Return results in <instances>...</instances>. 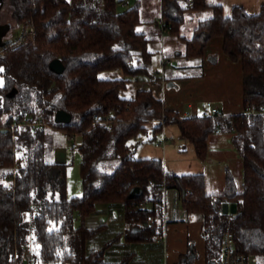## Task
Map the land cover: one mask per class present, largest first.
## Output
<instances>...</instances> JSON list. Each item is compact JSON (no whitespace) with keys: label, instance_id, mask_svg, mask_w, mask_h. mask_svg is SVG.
Segmentation results:
<instances>
[{"label":"trees","instance_id":"16d2710c","mask_svg":"<svg viewBox=\"0 0 264 264\" xmlns=\"http://www.w3.org/2000/svg\"><path fill=\"white\" fill-rule=\"evenodd\" d=\"M123 1L0 0V21L6 6L16 26L30 22L35 27L33 36L0 52V119L29 116L46 123L42 129L17 126L0 131V264H127L129 255L108 262L103 248L89 250L87 243L98 228L76 227L77 215L84 218L102 204L123 202L128 237L158 238L164 231V193L170 187L180 190L183 209L202 219L208 264L221 262L228 230L240 252L262 260L264 4L256 13L235 6L226 15L221 5L206 0H184L187 6L181 0H162L163 27L184 43L180 56L201 58L208 42L221 36L225 54L242 65L244 111L183 116L149 88L122 96L133 78L153 76L155 54L150 48L153 39L137 29L144 22L140 1L119 10ZM186 9L211 11L189 37L179 35ZM55 58L63 62L62 72L51 69ZM114 69L124 77L100 76ZM251 107L255 112L248 111ZM59 109L69 112L71 120L57 122ZM156 120L160 123L153 132L177 124L201 160L214 132H232L243 163L241 187L227 169L223 191L208 193L204 174H176L166 170L161 159L139 158L137 147L150 131L148 124ZM48 128L80 137L83 195L69 197L67 163L47 159ZM134 186L143 193L129 198ZM226 202L234 203L236 211L224 213ZM31 241L35 250L30 249ZM194 259L195 253H187L176 264H193Z\"/></svg>","mask_w":264,"mask_h":264},{"label":"crops","instance_id":"0c3cea01","mask_svg":"<svg viewBox=\"0 0 264 264\" xmlns=\"http://www.w3.org/2000/svg\"><path fill=\"white\" fill-rule=\"evenodd\" d=\"M139 1L142 14V0ZM206 2L208 5H221L226 15L231 14L235 6H242L246 10L256 13L264 4V0H206ZM130 3V0H124L122 4L128 6ZM159 4H161V11L158 8ZM155 5L160 17V22L157 25L161 29V34L159 33L157 39L159 41L158 46L154 49L150 48L156 51L162 48L165 54L166 46L164 47L163 40L169 30L163 27L165 20L163 19L162 0H156ZM222 44L223 38L221 36L213 37L208 42L203 57L196 58L197 61H194L193 58L188 59L190 70L184 72L182 76H179L180 69L177 67L176 72L173 73L174 76H166L164 81L138 76L128 83L141 85V88L144 89H152L155 94L163 98L168 108L178 110L183 116L201 115L206 100H212L219 107L221 113L241 112L244 109L242 65L240 61H233L225 54ZM181 51L168 55L182 57L179 55ZM157 67L156 65L154 72L158 70ZM109 78H115V76ZM159 123L160 121L156 120L148 124L150 134L144 135L143 138L146 139H142L138 145L137 156L139 158L161 159L165 169L176 174L202 173L206 180V191L208 193H221L224 189L225 174L228 168L226 167L224 172L223 169H220L217 173H213L209 164L206 163V159L201 160L196 156L193 144L181 137L177 124L167 123L160 130L153 132ZM231 138L232 132L230 131H216L209 138V147L217 146L221 149L219 151L223 152L220 158L223 163H226L228 158L233 157L230 153L233 155H235L234 152L238 153ZM209 152L214 155L212 150ZM210 159L213 157L211 156ZM164 194V231L161 237L150 240L129 238L130 225L125 215L120 217L118 213L111 212L109 209L108 211L103 209L89 214L80 221V224H76L75 220V226L84 225L93 228L104 224V228H108L117 219L116 230L112 229L108 239L116 235L119 236L113 238L102 249L103 257L108 262H116L129 255L127 264H176L187 253H195L193 264H208L205 257V239L201 233V217H196L199 216L196 214L191 215L180 207V190L177 187L167 188ZM132 231L137 232L138 229L132 228ZM99 247L98 244H92L87 248L92 250L99 249ZM30 249L33 248L30 247ZM259 262L264 264V258Z\"/></svg>","mask_w":264,"mask_h":264},{"label":"rangeland","instance_id":"374dc122","mask_svg":"<svg viewBox=\"0 0 264 264\" xmlns=\"http://www.w3.org/2000/svg\"><path fill=\"white\" fill-rule=\"evenodd\" d=\"M130 1L131 3L128 6L127 5L125 6L122 4L123 2H120L118 5V9L125 10L137 2V0H130ZM155 1L156 0H142L141 16L144 22L140 23L137 26L138 30L144 31L147 36L153 39L150 43V47L152 49L158 46L159 41H157V39L159 38V33L161 34V29L157 25V23L160 22V17L158 15L159 13H157V10L155 9L156 8ZM180 4L182 6L189 5V3L184 0H181ZM160 5L161 4L158 5L159 11H161ZM210 14H211L210 10L195 12L192 11L191 9H186L184 13L185 20L180 26L179 35H185L188 37L191 36L194 27L198 23V20L200 18L209 16ZM2 17H3L2 22H11L13 25V28H11V30L7 33L6 36L8 35L16 36V33L19 31V26H16V22L11 17L10 12L6 6L3 7ZM163 45L164 47L166 46L165 54L162 51V48H160L159 51L154 50L155 54L153 55V63H152L153 74L155 73L154 70H156L155 69L156 65L158 66L157 71H160L162 67L165 69V72L167 74L165 75V78L166 76L168 77L174 76L173 73L176 72L177 67L180 69L179 76H182L184 72L190 70L188 58L183 56L172 57L171 55L170 56L168 55L184 49V43L183 41L180 40V38L177 35H174L169 31H167L163 40ZM193 59L194 61H197L196 58ZM100 76L104 78H109L112 76H115L116 78L124 77L120 69H114L113 71H109V70L103 71L100 73ZM141 87H142L141 85H136L135 83H128L127 87L121 91V94L123 97H132L135 94V90ZM149 134L150 131H147L144 135L148 136ZM76 139L80 141V137L78 135ZM143 139L145 140L146 138ZM71 142L72 139L65 137L63 135L62 130L48 128L47 148H46L47 159L50 161H60L67 163L66 183H67V194L69 197L81 196L83 195L84 192L82 176H81V154L78 148L71 147ZM209 150H212L214 152V155L211 154ZM219 150L221 149L217 148V146L208 147V153L205 158L206 163L209 164L213 173H217L220 169H223L224 172V170L227 167L233 173L237 185L241 187L243 181V163L239 154L237 152H234L235 155L230 153L231 156L233 157L228 158V161L226 163H223L222 161H220L223 152L222 151L220 152ZM222 150H226V149H222ZM211 156L213 157V159H210ZM223 180H224V175H223ZM164 201H165V194H164ZM150 205H151L150 202L146 203V206L150 207ZM180 207H182L181 201H180ZM103 209H105V211H108V209L111 212L114 211L115 213H118V216L120 217H122V215H125V204L123 202L102 204L98 206L93 212L101 211ZM196 217H200V216H196ZM85 218L86 217L82 218L79 217V215H77L76 224L77 223L80 224V221ZM116 223H117V219H115V221L112 222V226L108 228H104V224L99 225L97 227H93V228H98V232L88 241V246L92 244H98L100 246L99 247L100 249L105 248V246L109 242H111L113 238L119 236L116 235L115 237L108 239L112 233L111 232L112 229L116 230ZM30 247L34 249L36 247V244L33 241H31Z\"/></svg>","mask_w":264,"mask_h":264},{"label":"built area","instance_id":"2783aa9c","mask_svg":"<svg viewBox=\"0 0 264 264\" xmlns=\"http://www.w3.org/2000/svg\"><path fill=\"white\" fill-rule=\"evenodd\" d=\"M192 3V2H191ZM169 30V28H167ZM35 34V27L30 22H25L19 26V31L16 36L8 35L5 37V40L8 42L0 45V52L4 53V47L13 46L25 41L28 37H31ZM165 69L162 67L160 71H156L152 78L154 80H165ZM244 111V109L242 110ZM249 112H255V108H248ZM264 112V107L262 108ZM220 109L217 105L213 103L212 100H206L204 104V108L202 111V115H216L220 114ZM46 123L40 118H31L29 116H23L13 121H6L0 119V131L8 132L13 131L17 126L22 127H31L32 129H42L44 128ZM63 135L67 138H71V147L78 148L80 146V141L76 139L77 135H70L67 132L63 131ZM6 178V176H4ZM154 218H150V222L153 221ZM221 264H260L259 258L257 255H247L239 251L235 241L233 233L228 230L225 232L223 236V246H222V260Z\"/></svg>","mask_w":264,"mask_h":264},{"label":"water","instance_id":"95a60500","mask_svg":"<svg viewBox=\"0 0 264 264\" xmlns=\"http://www.w3.org/2000/svg\"><path fill=\"white\" fill-rule=\"evenodd\" d=\"M12 25L10 22H2L0 21V45L7 43L5 40L7 33L10 31ZM50 67L52 70L56 72H62L64 70V64L59 58H55L50 62ZM15 91H12L13 94ZM55 120L57 122H68L71 120V114L64 109L57 110L55 114ZM143 193V189L139 186H134L131 188L129 192V198H137L141 196ZM236 211V205L234 203H224L223 204V212L224 213H233ZM134 231V229H133Z\"/></svg>","mask_w":264,"mask_h":264}]
</instances>
